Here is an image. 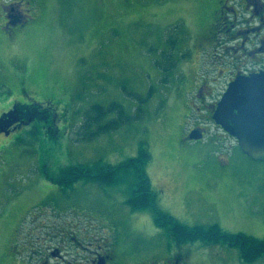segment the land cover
Segmentation results:
<instances>
[{"label": "rangeland", "instance_id": "374dc122", "mask_svg": "<svg viewBox=\"0 0 264 264\" xmlns=\"http://www.w3.org/2000/svg\"><path fill=\"white\" fill-rule=\"evenodd\" d=\"M9 1L0 0V116L34 102L45 115L52 104L45 117L0 133V264H13L11 243L53 236L42 222L78 239L91 232L133 257L183 249L185 264H264L243 261L226 243L178 246L151 211L128 206L131 176L114 185L84 178L71 188L47 176L78 163L120 164L144 142L163 210L189 225L264 238V161L244 153L195 97L202 0H30L14 11ZM113 102L128 121L91 139L77 133L88 108ZM118 116L115 109L101 123ZM202 123L209 137L188 139Z\"/></svg>", "mask_w": 264, "mask_h": 264}, {"label": "flooded vegetation", "instance_id": "af4514ba", "mask_svg": "<svg viewBox=\"0 0 264 264\" xmlns=\"http://www.w3.org/2000/svg\"><path fill=\"white\" fill-rule=\"evenodd\" d=\"M29 1L10 0L11 10L16 6L24 8L22 5H29ZM202 7L203 48L197 60L202 71L195 76V97L213 113L225 90L238 76L264 71V0H202ZM215 88L222 89L217 96ZM196 127L204 132L202 140L212 131L203 123L190 130ZM10 129L6 128L7 132ZM42 223L39 229L54 230L53 236L38 235L23 246L15 242L9 249L13 264H185L188 256L183 250H172L157 253L153 259L143 253L133 257L127 251L121 254L120 247L107 239H94L91 232L78 239L68 230L57 229V223Z\"/></svg>", "mask_w": 264, "mask_h": 264}, {"label": "trees", "instance_id": "16d2710c", "mask_svg": "<svg viewBox=\"0 0 264 264\" xmlns=\"http://www.w3.org/2000/svg\"><path fill=\"white\" fill-rule=\"evenodd\" d=\"M170 55V52L163 51V59L167 60V64L173 61L170 59ZM162 62L164 61H158L157 65L160 67ZM51 104V102L45 103L46 114L49 112ZM38 109L39 104L37 102L27 106L16 104L12 110L3 114L4 127L5 125H13L20 122L28 123L38 115L45 117L46 114L44 115V113L38 114ZM115 109L119 111V116L106 122V124H102L104 116ZM129 118L130 116L126 115L123 107L116 102L111 103L108 107H104L101 104H93L87 109L86 117L77 133L85 135L83 137H87V139H91L100 135L103 131L118 128L125 121H128ZM93 123L98 125L97 130H92ZM151 160L152 153L149 146L141 142L137 154L120 164L104 165L101 161H98L95 165L78 163L64 167L56 177L48 173L47 176L54 183H58L64 188H71L77 181L84 178L106 185H114L118 184L125 176H131L133 178V187L126 199L128 206L133 211H151L155 225L159 228H165L178 246L196 240L208 245L226 243L239 248L241 259L245 262H256L264 259V238H257L244 232H228L218 223L189 225L163 210L158 202L157 193L153 189L148 173V165ZM15 242L11 243L10 247ZM9 253L12 260L13 257L10 250Z\"/></svg>", "mask_w": 264, "mask_h": 264}, {"label": "water", "instance_id": "95a60500", "mask_svg": "<svg viewBox=\"0 0 264 264\" xmlns=\"http://www.w3.org/2000/svg\"><path fill=\"white\" fill-rule=\"evenodd\" d=\"M213 119L237 138L244 153L264 161V71L232 81L218 101ZM202 137L203 130L198 128L189 133L190 139Z\"/></svg>", "mask_w": 264, "mask_h": 264}]
</instances>
